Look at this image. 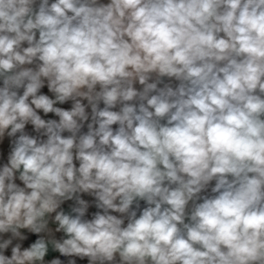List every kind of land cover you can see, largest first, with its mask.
<instances>
[{
    "label": "clouds",
    "instance_id": "obj_1",
    "mask_svg": "<svg viewBox=\"0 0 264 264\" xmlns=\"http://www.w3.org/2000/svg\"><path fill=\"white\" fill-rule=\"evenodd\" d=\"M5 140L0 264H264V0H0Z\"/></svg>",
    "mask_w": 264,
    "mask_h": 264
},
{
    "label": "crops",
    "instance_id": "obj_2",
    "mask_svg": "<svg viewBox=\"0 0 264 264\" xmlns=\"http://www.w3.org/2000/svg\"><path fill=\"white\" fill-rule=\"evenodd\" d=\"M43 91L47 92V89L45 88ZM63 107H70V104L63 105ZM51 116V114H49ZM30 127V126H29ZM0 150H3V152L6 154L8 150V142L7 140L4 141L2 145H0ZM94 210V209H93ZM56 253H52L51 256H54ZM51 256L49 258H51ZM86 261H78V264H84Z\"/></svg>",
    "mask_w": 264,
    "mask_h": 264
},
{
    "label": "built area",
    "instance_id": "obj_3",
    "mask_svg": "<svg viewBox=\"0 0 264 264\" xmlns=\"http://www.w3.org/2000/svg\"><path fill=\"white\" fill-rule=\"evenodd\" d=\"M33 239H34V237H33ZM57 255H59V254H58V253H56L54 256H57ZM62 259H64V258H62ZM84 264H86V262H85Z\"/></svg>",
    "mask_w": 264,
    "mask_h": 264
}]
</instances>
